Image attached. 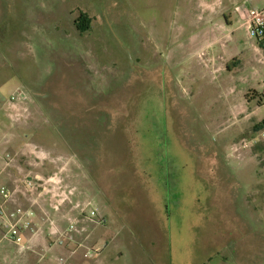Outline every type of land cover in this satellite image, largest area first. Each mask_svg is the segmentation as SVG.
<instances>
[{
    "label": "rangeland",
    "instance_id": "374dc122",
    "mask_svg": "<svg viewBox=\"0 0 264 264\" xmlns=\"http://www.w3.org/2000/svg\"><path fill=\"white\" fill-rule=\"evenodd\" d=\"M245 8L264 0H0L9 209H98L117 264H264V143L241 147L264 129V52Z\"/></svg>",
    "mask_w": 264,
    "mask_h": 264
},
{
    "label": "crops",
    "instance_id": "0c3cea01",
    "mask_svg": "<svg viewBox=\"0 0 264 264\" xmlns=\"http://www.w3.org/2000/svg\"><path fill=\"white\" fill-rule=\"evenodd\" d=\"M58 196L60 200L57 198V195L49 196L50 201L48 197L42 199V195H40L32 201V203H39L35 219L38 233L33 237L28 234L24 247L17 246L8 241L0 242V245L4 243L9 244L8 252H10L11 256L9 257L13 264H60L59 260L61 258H64V264H117L119 259L115 248H111L109 244L104 245V234L103 232L99 233V225L101 223L88 217H80L76 220L75 232L73 233L74 239L68 241L67 247H60L55 243L59 236L54 235L51 221L53 223L57 222L55 225L59 229L65 230L79 213L78 206H74L72 210L71 204H65L70 199L63 200L59 194ZM76 196L79 197V191ZM0 200L2 199L0 198ZM44 200L49 203V210L44 208ZM41 217L42 219H47L45 223L40 222ZM52 217H56V219ZM88 223L91 224L89 225ZM49 236L53 244L49 242ZM61 252H64V257L58 256Z\"/></svg>",
    "mask_w": 264,
    "mask_h": 264
},
{
    "label": "built area",
    "instance_id": "2783aa9c",
    "mask_svg": "<svg viewBox=\"0 0 264 264\" xmlns=\"http://www.w3.org/2000/svg\"><path fill=\"white\" fill-rule=\"evenodd\" d=\"M241 14L246 20L249 33L257 41V50L263 53L264 10L245 8L242 10ZM261 143H264V129H261V131H259L252 139L247 140L245 144L243 143L241 147H243L242 149H249ZM6 159L11 161V156L7 154ZM7 164L9 163L7 162ZM2 169L3 168L0 167V176L3 171ZM32 186L33 183L30 184V187ZM13 196L14 192H11L7 186L0 183V198L2 199L0 200V242L8 241L17 246L24 247L26 243V236L30 234L33 237L38 233V226L35 223V219L39 203L34 202L28 208L20 206L14 209H9L8 203ZM60 196L62 197L63 195L61 194ZM62 199H67V195L64 194ZM87 208L89 209V205L86 209ZM86 209L82 210V212L84 213ZM87 215H89L91 220H96L99 223L102 222V220L98 219V209L96 208H91ZM51 224L54 229V235L56 234L59 236L55 241L58 246L64 247L68 241H72L74 239L73 233L75 232L76 220H74L65 230L59 229L52 221ZM59 262L60 264H64V258H61Z\"/></svg>",
    "mask_w": 264,
    "mask_h": 264
},
{
    "label": "trees",
    "instance_id": "16d2710c",
    "mask_svg": "<svg viewBox=\"0 0 264 264\" xmlns=\"http://www.w3.org/2000/svg\"><path fill=\"white\" fill-rule=\"evenodd\" d=\"M89 25H90V20L88 19L87 21L85 22H78L77 23V28L79 31H82V32H86L89 30Z\"/></svg>",
    "mask_w": 264,
    "mask_h": 264
},
{
    "label": "flooded vegetation",
    "instance_id": "af4514ba",
    "mask_svg": "<svg viewBox=\"0 0 264 264\" xmlns=\"http://www.w3.org/2000/svg\"><path fill=\"white\" fill-rule=\"evenodd\" d=\"M79 21H76L75 23L77 24ZM78 29V28H77Z\"/></svg>",
    "mask_w": 264,
    "mask_h": 264
}]
</instances>
